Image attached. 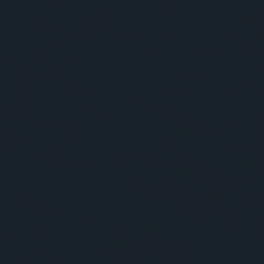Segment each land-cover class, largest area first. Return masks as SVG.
Instances as JSON below:
<instances>
[{"label": "water", "instance_id": "1", "mask_svg": "<svg viewBox=\"0 0 264 264\" xmlns=\"http://www.w3.org/2000/svg\"><path fill=\"white\" fill-rule=\"evenodd\" d=\"M0 264H264V0H0Z\"/></svg>", "mask_w": 264, "mask_h": 264}]
</instances>
